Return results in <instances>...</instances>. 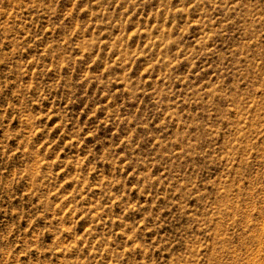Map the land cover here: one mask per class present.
Instances as JSON below:
<instances>
[{
	"label": "rangeland",
	"instance_id": "obj_1",
	"mask_svg": "<svg viewBox=\"0 0 264 264\" xmlns=\"http://www.w3.org/2000/svg\"><path fill=\"white\" fill-rule=\"evenodd\" d=\"M0 264H264V0H0Z\"/></svg>",
	"mask_w": 264,
	"mask_h": 264
}]
</instances>
